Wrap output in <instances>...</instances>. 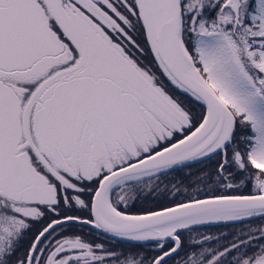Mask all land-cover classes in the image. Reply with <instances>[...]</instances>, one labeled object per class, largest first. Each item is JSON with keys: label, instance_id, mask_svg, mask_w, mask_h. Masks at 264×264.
<instances>
[{"label": "snow or ice", "instance_id": "obj_1", "mask_svg": "<svg viewBox=\"0 0 264 264\" xmlns=\"http://www.w3.org/2000/svg\"><path fill=\"white\" fill-rule=\"evenodd\" d=\"M254 220L264 0H0V264H264Z\"/></svg>", "mask_w": 264, "mask_h": 264}, {"label": "flooded vegetation", "instance_id": "obj_2", "mask_svg": "<svg viewBox=\"0 0 264 264\" xmlns=\"http://www.w3.org/2000/svg\"><path fill=\"white\" fill-rule=\"evenodd\" d=\"M211 163V162H208ZM205 167L204 165H196L193 169H183L182 172H174L171 173L168 176H161L159 178L160 180V187L161 189H164L165 185H167L169 191L164 194H158V195H148L147 199H140L137 200L134 207H132L130 210L133 212H136L143 208H157L161 204H167L168 206H171V201L174 199L172 193L174 189H172L173 184H177L179 181L183 180V184L180 185L181 189L183 187L187 186L191 181H193L196 177V175H199L198 172L195 171L196 168ZM189 171H192L194 175L188 176L187 173ZM157 181H153V183H156ZM195 187V185L193 186ZM191 191V189H189ZM178 199H182V197H176ZM203 227H197V229H200ZM151 244V243H148Z\"/></svg>", "mask_w": 264, "mask_h": 264}, {"label": "rangeland", "instance_id": "obj_3", "mask_svg": "<svg viewBox=\"0 0 264 264\" xmlns=\"http://www.w3.org/2000/svg\"><path fill=\"white\" fill-rule=\"evenodd\" d=\"M253 224H260L264 223L260 220H254L252 221ZM240 227H243L242 225L236 224L232 225L229 224L228 226L225 225H213V226H206L200 229H197L196 233H193V235H197L198 233H204L208 235H213V236H222V235H228V239H231V233L238 230ZM187 235V234H186ZM224 242V241H221ZM109 246H115L117 248H129L132 247L133 244H126L123 242H118V241H113L111 245ZM137 251L143 252L146 256H151L154 255L152 251V244H145L142 248H137Z\"/></svg>", "mask_w": 264, "mask_h": 264}, {"label": "water", "instance_id": "obj_4", "mask_svg": "<svg viewBox=\"0 0 264 264\" xmlns=\"http://www.w3.org/2000/svg\"><path fill=\"white\" fill-rule=\"evenodd\" d=\"M213 225H223V224H212V225H205V226H213ZM198 227H204V226H198ZM120 241V240H118ZM123 242V241H122ZM128 243V242H127Z\"/></svg>", "mask_w": 264, "mask_h": 264}]
</instances>
